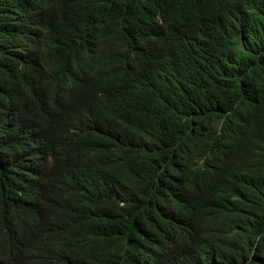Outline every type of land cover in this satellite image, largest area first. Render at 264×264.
Wrapping results in <instances>:
<instances>
[{"label":"trees","instance_id":"obj_1","mask_svg":"<svg viewBox=\"0 0 264 264\" xmlns=\"http://www.w3.org/2000/svg\"><path fill=\"white\" fill-rule=\"evenodd\" d=\"M78 1L0 0V62L9 66L0 79V264H191L180 256L195 243L191 233L182 230L184 245L174 235L179 248L164 241L165 195L182 189L191 170L175 171V154L203 141L237 147L253 177L239 189L246 207L236 235L194 264H261L264 27L245 50L186 45L163 95L89 116L84 106L98 95L84 72L126 68L139 28L165 0H107L101 8L93 0L86 9ZM187 1L199 5L168 3ZM208 15L192 20L179 3L167 23L202 30ZM90 117L95 138L67 136ZM210 206L226 220L225 204Z\"/></svg>","mask_w":264,"mask_h":264},{"label":"clouds","instance_id":"obj_2","mask_svg":"<svg viewBox=\"0 0 264 264\" xmlns=\"http://www.w3.org/2000/svg\"><path fill=\"white\" fill-rule=\"evenodd\" d=\"M92 1L79 0L78 6L86 9ZM97 1L100 8L107 3V0ZM179 3L185 5L192 20L205 18L210 13L202 30H185L167 23L168 11ZM262 26L264 0H199L197 6L192 1L169 4L165 0L154 14L151 24L139 28V42L127 56L126 68L109 72L95 71L94 68L84 72V79L92 77L98 95L95 104L91 99L87 100L84 111L93 116L106 113V107L116 111L129 99L139 104L151 102L152 96L165 93L169 72L183 65L186 45L197 50H217L218 47L227 48L230 45L245 50L247 43L263 29ZM77 62L86 65L84 59L79 58ZM2 64L0 62V79H6L9 66L2 67ZM249 74L247 70L242 77L245 79ZM78 81L81 83L82 78H78ZM66 134L88 141L97 136V130L90 117L70 125ZM180 157L184 158L179 160ZM173 167L177 172L190 167L191 170L182 189L169 191L165 195L171 209H167L164 216L169 221L163 226L164 241L172 249L179 248L178 244L184 245L182 230L191 233L195 243L185 246V253L180 256L187 257L194 264L216 241L236 235L237 224L246 207L245 196L239 189L253 177V170L241 162L237 147H221L204 141L188 145L175 154ZM193 203L203 208L202 213H195ZM214 203L225 204V221L211 209L210 204ZM183 207L186 211L181 214ZM246 230L249 228L246 227ZM149 232H154V229H147L146 238ZM167 249L172 250L163 245L164 254L175 258L169 255Z\"/></svg>","mask_w":264,"mask_h":264},{"label":"bare ground","instance_id":"obj_3","mask_svg":"<svg viewBox=\"0 0 264 264\" xmlns=\"http://www.w3.org/2000/svg\"><path fill=\"white\" fill-rule=\"evenodd\" d=\"M111 185H112V184H111ZM111 185H110V186H111ZM113 185H114V183H113ZM114 186H115V185H114ZM103 187H105V186H103ZM107 187H108V185H107ZM93 207H94V206H93ZM95 207H96V206H95Z\"/></svg>","mask_w":264,"mask_h":264}]
</instances>
